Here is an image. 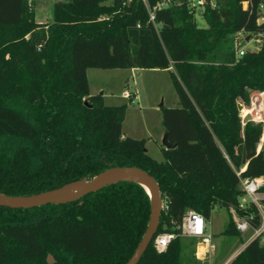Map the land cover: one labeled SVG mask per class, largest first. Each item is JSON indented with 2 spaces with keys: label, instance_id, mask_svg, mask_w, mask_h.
I'll return each instance as SVG.
<instances>
[{
  "label": "trees",
  "instance_id": "1",
  "mask_svg": "<svg viewBox=\"0 0 264 264\" xmlns=\"http://www.w3.org/2000/svg\"><path fill=\"white\" fill-rule=\"evenodd\" d=\"M160 1L147 0L151 8ZM262 4L216 0L203 13L207 27H199L186 1L157 8L151 20L144 0H62L52 21L41 23L29 0H0V193L37 194L115 166L149 172L165 208L137 264L201 263L181 235L188 210L210 220L216 206L234 207L258 227L257 206L239 205L241 179L264 177V125H243L239 103L264 91ZM238 32L261 41L239 61L231 44ZM89 68L170 73L180 106L162 107L175 145L162 147L163 160L145 139L124 134L127 103L91 94ZM150 217L151 198L135 181L60 204L0 206V264H126ZM165 232L175 237L160 252L154 242ZM222 234L242 237L231 216ZM228 264H264L260 239Z\"/></svg>",
  "mask_w": 264,
  "mask_h": 264
},
{
  "label": "rangeland",
  "instance_id": "2",
  "mask_svg": "<svg viewBox=\"0 0 264 264\" xmlns=\"http://www.w3.org/2000/svg\"><path fill=\"white\" fill-rule=\"evenodd\" d=\"M62 0H29L36 9L38 22H49L53 19V5ZM264 16V14H263ZM196 22L199 27H207V22L201 10L197 11ZM231 44L234 49L243 47L257 51L260 43L256 37L247 32L235 33ZM88 80L91 94L104 93L107 104L127 103V113L123 131L126 136L145 139L146 147L152 157L163 159L162 138L164 133L162 107L180 106L179 95L174 87L170 73L167 70L143 69H101L89 68ZM128 89L132 94L137 92L139 98L131 101L121 96L123 90ZM241 102V101H239ZM163 103V106L160 105ZM239 114L243 110L247 120L262 122L264 125V91L251 90L250 103H239ZM241 118H243L241 116ZM245 122V123H246ZM230 220V213L226 208L216 206L210 216L209 232L213 235L215 249L208 255L205 263L227 264L236 257L251 238V232L242 233V237L225 236L222 234ZM186 252L197 259V253L203 247L201 239L195 238V243L189 244L186 237ZM188 244V245H187ZM205 248L203 249V252Z\"/></svg>",
  "mask_w": 264,
  "mask_h": 264
},
{
  "label": "built area",
  "instance_id": "3",
  "mask_svg": "<svg viewBox=\"0 0 264 264\" xmlns=\"http://www.w3.org/2000/svg\"><path fill=\"white\" fill-rule=\"evenodd\" d=\"M184 1H186L189 7L195 11V14H197L198 10H201L202 13H204L207 6L209 5L212 8L216 6V0H162L158 2L156 6L151 8L148 5L147 0H144L146 6L149 9L151 20L155 19L154 11L157 8L171 6L174 3H182ZM248 6H249L248 1H245L243 3L244 9H248ZM261 12H262V17L260 19V22L264 21V16H263L264 4L261 5ZM238 33L240 34L242 32H238ZM257 41L261 44L260 39H257ZM247 51L248 49L246 48L237 47L235 49L236 60L239 61L240 58L244 56ZM121 96L125 99H130L131 101L136 99V96H133V94L128 89L123 90ZM244 110L243 113L240 115V117L241 116L243 117L241 118L243 125L246 124L245 122L247 116ZM248 121H255V118H252V120H247V122ZM238 175H240V173H238ZM262 187H264V177L241 179V189L243 191V194L240 197L239 206L241 208H245L250 203H253L257 206L259 210V215L261 217V223L258 227L253 226L247 218L242 217L238 213L237 209L234 207H231L229 209V213L237 229L241 233L251 232L250 241L253 240L254 238H259L260 243L264 246V193L261 191ZM209 225H210V220H208L202 213L196 210H188L184 214L181 225V235L186 237H196L201 239L202 246L205 248V251L201 255L199 254L200 252L198 251L196 256L197 259L201 262L200 264H210V263H205V260L208 255H212L215 249V245L213 243V235L211 234V232H209ZM174 237L175 234L172 232H165L159 234L154 242L156 249L160 252L164 251Z\"/></svg>",
  "mask_w": 264,
  "mask_h": 264
},
{
  "label": "water",
  "instance_id": "4",
  "mask_svg": "<svg viewBox=\"0 0 264 264\" xmlns=\"http://www.w3.org/2000/svg\"><path fill=\"white\" fill-rule=\"evenodd\" d=\"M163 106V103L160 105ZM264 139V138H263ZM163 147L166 149L175 148L169 140V132L165 129L162 138ZM261 146L259 147L260 150ZM84 181L85 184L79 191L68 192L67 187L75 185ZM123 181H135L141 184L148 192L151 198V217L148 224L146 233L144 234L141 242L139 243L133 256L126 264H137L154 236L158 232L160 226V220L162 212L165 208V202L162 198L160 186L157 180L147 171L134 166H115L108 168L89 180H80L72 182L63 187L53 190L44 191L32 195H7L0 193V206L14 208V209H29L47 204H60L64 202L74 201L79 199L85 194L92 193L101 190L107 186L123 182ZM144 181L151 188L152 194L148 189L140 182Z\"/></svg>",
  "mask_w": 264,
  "mask_h": 264
},
{
  "label": "bare ground",
  "instance_id": "5",
  "mask_svg": "<svg viewBox=\"0 0 264 264\" xmlns=\"http://www.w3.org/2000/svg\"><path fill=\"white\" fill-rule=\"evenodd\" d=\"M245 112L249 113L251 111L250 110H245ZM140 182L148 189L150 194H152L151 188L148 186V184L146 182H144V181H140ZM84 184H85V182L82 181V182L77 183L75 185L68 186L66 189H67L68 192H76V191H79ZM203 249H204V247L200 248V253H199L200 255L203 253Z\"/></svg>",
  "mask_w": 264,
  "mask_h": 264
},
{
  "label": "crops",
  "instance_id": "6",
  "mask_svg": "<svg viewBox=\"0 0 264 264\" xmlns=\"http://www.w3.org/2000/svg\"><path fill=\"white\" fill-rule=\"evenodd\" d=\"M133 71H139V70H143V69H137V68H135V69H132ZM105 96V95H104ZM133 96H136V99H138L139 98V96H138V94H137V92H133ZM105 99H106V97H105ZM164 132H165V129H164ZM163 135H164V133H163ZM163 159H164V157H163ZM162 159V160H163ZM250 242V239H249V241L248 242H246L245 243V245H244V247L248 244Z\"/></svg>",
  "mask_w": 264,
  "mask_h": 264
}]
</instances>
